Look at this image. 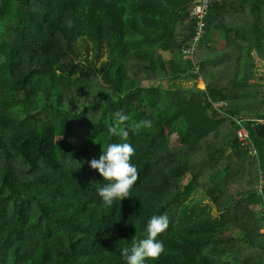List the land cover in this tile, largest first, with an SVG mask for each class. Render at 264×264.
I'll list each match as a JSON object with an SVG mask.
<instances>
[{
    "label": "trees",
    "instance_id": "16d2710c",
    "mask_svg": "<svg viewBox=\"0 0 264 264\" xmlns=\"http://www.w3.org/2000/svg\"><path fill=\"white\" fill-rule=\"evenodd\" d=\"M196 4L0 0V264H126L153 215L145 264H264V0H208L189 54ZM120 142L139 179L107 207L89 162Z\"/></svg>",
    "mask_w": 264,
    "mask_h": 264
},
{
    "label": "clouds",
    "instance_id": "9594fccd",
    "mask_svg": "<svg viewBox=\"0 0 264 264\" xmlns=\"http://www.w3.org/2000/svg\"><path fill=\"white\" fill-rule=\"evenodd\" d=\"M127 119L125 114H118V123L108 131L126 141L129 133L126 129L120 128V123ZM143 123L147 122L142 121L141 124ZM139 126L140 124L137 125ZM134 152V147L128 142L109 143L98 159L89 162L90 168L95 169L105 181H108L97 189L105 206L111 207L114 201L120 202L130 197L129 193L139 179V171L131 162ZM168 227L167 215L151 216L147 223L146 236L134 241L130 247L126 246L120 250L126 264H145L146 259L156 260L165 250L164 241L157 237Z\"/></svg>",
    "mask_w": 264,
    "mask_h": 264
},
{
    "label": "built area",
    "instance_id": "2783aa9c",
    "mask_svg": "<svg viewBox=\"0 0 264 264\" xmlns=\"http://www.w3.org/2000/svg\"><path fill=\"white\" fill-rule=\"evenodd\" d=\"M197 4L192 8L189 16L190 18H194L197 20V26H196V33L192 39V44L184 49L185 53H193V51L196 49L202 35L204 32V15L207 12L208 9V0H196ZM218 104H215V106H217ZM238 136L241 140L246 139L248 137V133L245 129H240L238 130ZM263 208V212H264V207ZM261 232L264 233V227L262 228ZM264 261V258H263Z\"/></svg>",
    "mask_w": 264,
    "mask_h": 264
},
{
    "label": "rangeland",
    "instance_id": "374dc122",
    "mask_svg": "<svg viewBox=\"0 0 264 264\" xmlns=\"http://www.w3.org/2000/svg\"><path fill=\"white\" fill-rule=\"evenodd\" d=\"M90 52V51H89ZM87 52L85 50L82 51V54L85 55ZM91 56V53L89 54ZM164 57L165 58H168V54H164ZM107 57H106V54H105V51H103L102 53L99 54V57H98V62L97 64H100L101 62H104L106 61ZM174 83V84H172ZM170 85L171 86H174V87H178V88H198V89H204L205 88V83L203 82V80L201 79H198L196 81H184V80H181V81H174V82H170ZM189 201L193 204L195 203H208V199L204 196V194L202 193L201 190H197L195 191Z\"/></svg>",
    "mask_w": 264,
    "mask_h": 264
}]
</instances>
